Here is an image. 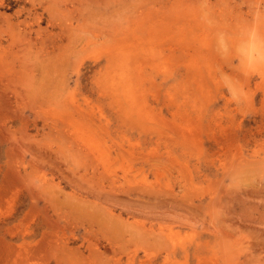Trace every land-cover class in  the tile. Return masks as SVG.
Segmentation results:
<instances>
[{"label": "rangeland", "instance_id": "rangeland-1", "mask_svg": "<svg viewBox=\"0 0 264 264\" xmlns=\"http://www.w3.org/2000/svg\"><path fill=\"white\" fill-rule=\"evenodd\" d=\"M0 264H264V0H0Z\"/></svg>", "mask_w": 264, "mask_h": 264}]
</instances>
